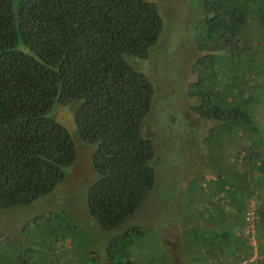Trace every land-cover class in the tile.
<instances>
[{"label":"trees","instance_id":"16d2710c","mask_svg":"<svg viewBox=\"0 0 264 264\" xmlns=\"http://www.w3.org/2000/svg\"><path fill=\"white\" fill-rule=\"evenodd\" d=\"M198 23L185 97L212 123L204 140L216 167L204 172L209 192H194L204 203L194 215L200 230L182 231L181 255L264 264V0H203ZM162 27L151 0H0V208L31 204L65 180L75 145L49 111L67 106L94 146L87 207L116 231L108 264H131L144 230L123 226L155 186L154 145L142 133L154 88L131 59L150 56ZM23 246L1 241L0 264H34Z\"/></svg>","mask_w":264,"mask_h":264},{"label":"rangeland","instance_id":"374dc122","mask_svg":"<svg viewBox=\"0 0 264 264\" xmlns=\"http://www.w3.org/2000/svg\"><path fill=\"white\" fill-rule=\"evenodd\" d=\"M151 1L158 7L163 27L150 56L131 61L154 88L142 133L154 145L155 186L123 227L137 225L144 230L134 237L131 264H160L167 254L174 264L185 260L192 264L186 249L181 255L182 231L188 230L183 231L188 238L199 233L194 215L204 203L202 194L195 197L194 192H209L211 178L204 172L209 170L212 177L216 167L212 146L204 140L212 123L187 110L188 101L195 98L185 97L186 86L194 79L191 63L200 54L203 0ZM49 115L70 133L75 160L53 192L28 205L0 208V242L20 240L34 264H108L106 248L116 231L104 230L87 207L88 188L95 178L90 162L94 146L80 138L67 106L56 104Z\"/></svg>","mask_w":264,"mask_h":264}]
</instances>
